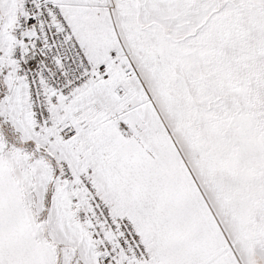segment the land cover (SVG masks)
Listing matches in <instances>:
<instances>
[{
  "label": "snow or ice",
  "instance_id": "6c2138e0",
  "mask_svg": "<svg viewBox=\"0 0 264 264\" xmlns=\"http://www.w3.org/2000/svg\"><path fill=\"white\" fill-rule=\"evenodd\" d=\"M0 264H264V0H0Z\"/></svg>",
  "mask_w": 264,
  "mask_h": 264
}]
</instances>
